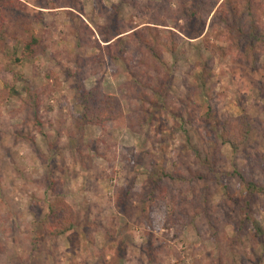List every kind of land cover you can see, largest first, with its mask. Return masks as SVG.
Listing matches in <instances>:
<instances>
[{
    "label": "rangeland",
    "instance_id": "1",
    "mask_svg": "<svg viewBox=\"0 0 264 264\" xmlns=\"http://www.w3.org/2000/svg\"><path fill=\"white\" fill-rule=\"evenodd\" d=\"M223 1L6 7L19 58L31 36L40 44L18 63L0 44V264H264V194L247 207L245 183L232 175L264 184V48L256 70L234 60L224 17L244 15L247 0ZM132 28L108 48L104 38ZM95 87L121 99L123 118L83 121L81 94ZM242 116L251 132L235 151L221 133ZM165 172L193 181L157 184ZM55 192L76 214L60 237L44 226ZM247 216L258 232H238Z\"/></svg>",
    "mask_w": 264,
    "mask_h": 264
},
{
    "label": "trees",
    "instance_id": "2",
    "mask_svg": "<svg viewBox=\"0 0 264 264\" xmlns=\"http://www.w3.org/2000/svg\"><path fill=\"white\" fill-rule=\"evenodd\" d=\"M230 1L231 0H224L221 5L222 8L224 9L227 2ZM11 4L12 0H0V44L3 46L6 57L9 58L12 63H18L22 58L26 59L34 54L35 46L40 44V40H38L35 36H31V41L24 44L22 57L19 58L18 53L21 41L10 29L6 16V7ZM229 13L230 14L225 15L224 17L228 27L227 36H232V41L235 42L234 44L239 46L240 50L234 60L240 62L249 69L256 70L261 62V55L258 49L260 47L264 48V26L262 25L260 18L261 15L264 16V0H261L260 2H258V0H247L246 13L244 15L243 13H239V11L235 8H231ZM195 14L196 13L194 12L192 16ZM135 32L136 31H134L133 28L127 31L118 30L116 35L108 36L104 39L108 43V48H111L114 43L122 40L124 36L131 37L136 35ZM141 34L140 37L142 38ZM152 42L153 41L147 40V43L150 45L151 56L159 64L165 65L162 54L157 50L156 44H153V46L151 45ZM1 71L8 73L12 72V69L9 66H6ZM211 71V66L209 63H206L203 71L205 74H202L201 76L203 85H206L203 77L206 74L208 77H211ZM13 76L14 80L23 79V75L17 71H13ZM5 81V86L7 88L10 87L11 84L7 80ZM12 93L15 95L18 94V92L13 89ZM81 100L84 106L83 121L86 124H95L104 127L107 124L117 121L125 116V110L121 99L115 95L104 93L99 87H95L90 90H83ZM250 132L251 125L247 117L242 116L237 120H230L226 122L225 128L221 133V138L225 143L230 144L235 151H238L247 141ZM232 175L239 177L245 183V200L247 207L251 206L253 198L264 194V184L261 182L248 181L238 170ZM165 178L171 181H193V179L186 178L182 174L173 175L165 172L162 178L156 180V183L160 185ZM54 186L55 182L53 183V188H55ZM60 194V192H55V200L51 203L49 214L44 221L46 234L52 237L69 235L77 226L75 211L62 197H60ZM207 195V189L202 190L200 195L202 205H204ZM237 228L239 233L249 229L258 232L256 224L251 216L245 217L238 224Z\"/></svg>",
    "mask_w": 264,
    "mask_h": 264
}]
</instances>
